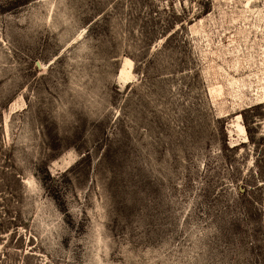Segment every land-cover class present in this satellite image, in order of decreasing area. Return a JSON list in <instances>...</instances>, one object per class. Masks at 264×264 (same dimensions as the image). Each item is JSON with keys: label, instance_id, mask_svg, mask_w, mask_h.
I'll list each match as a JSON object with an SVG mask.
<instances>
[{"label": "rangeland", "instance_id": "obj_1", "mask_svg": "<svg viewBox=\"0 0 264 264\" xmlns=\"http://www.w3.org/2000/svg\"><path fill=\"white\" fill-rule=\"evenodd\" d=\"M0 264H264V0H0Z\"/></svg>", "mask_w": 264, "mask_h": 264}]
</instances>
